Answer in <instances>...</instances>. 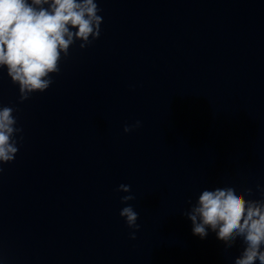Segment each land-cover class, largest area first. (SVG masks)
<instances>
[{
	"label": "clouds",
	"instance_id": "obj_1",
	"mask_svg": "<svg viewBox=\"0 0 264 264\" xmlns=\"http://www.w3.org/2000/svg\"><path fill=\"white\" fill-rule=\"evenodd\" d=\"M42 2L48 0H33L35 5ZM50 7L51 11L36 10L26 0H0V65L7 66L9 76L19 82L21 92L48 87L51 80L46 81L44 77L57 70L60 50H67L73 35L87 41L93 34L94 24L95 36L99 35L101 17L96 15L98 5L93 0H52ZM69 25L78 31L72 33ZM13 123L11 109L0 112V160H12L10 153L17 151L9 144ZM139 125L137 121L136 127ZM131 130L132 127L127 125L124 128L126 133ZM120 189L129 191V186L120 185ZM132 198L126 196L123 200ZM120 215L126 217L129 227L139 228L136 224L138 214L132 207L123 208ZM189 218L193 222V233L201 238L207 235L205 226H210L218 238L226 242L236 239L233 233L243 235L245 246L235 264H255L257 260L264 264V250H261L264 244V205L246 202L230 188L205 190ZM131 238L135 239V235Z\"/></svg>",
	"mask_w": 264,
	"mask_h": 264
}]
</instances>
